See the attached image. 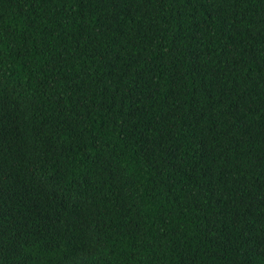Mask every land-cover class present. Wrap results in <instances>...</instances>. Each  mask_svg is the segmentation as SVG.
Returning <instances> with one entry per match:
<instances>
[{
  "label": "trees",
  "instance_id": "trees-1",
  "mask_svg": "<svg viewBox=\"0 0 264 264\" xmlns=\"http://www.w3.org/2000/svg\"><path fill=\"white\" fill-rule=\"evenodd\" d=\"M0 264H264V0H0Z\"/></svg>",
  "mask_w": 264,
  "mask_h": 264
}]
</instances>
